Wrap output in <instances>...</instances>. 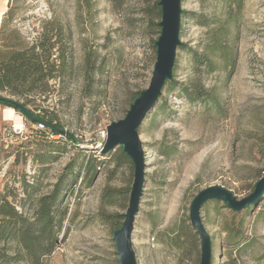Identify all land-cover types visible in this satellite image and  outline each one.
<instances>
[{"label": "rangeland", "instance_id": "obj_1", "mask_svg": "<svg viewBox=\"0 0 264 264\" xmlns=\"http://www.w3.org/2000/svg\"><path fill=\"white\" fill-rule=\"evenodd\" d=\"M0 1L9 12L0 57L6 46L33 45L44 33L56 42L62 30L70 31L69 74L51 80L45 95H30L29 108L53 112L75 138L51 146L30 136L0 150V197L18 203L25 180L41 194L67 179L69 230L44 264H119L113 230L125 219L134 166L121 157V147L100 151L107 126L123 118L131 98L150 84L159 34L143 10L152 2L128 0L115 10L111 0ZM182 6L187 13L175 89H164L139 128L147 165L132 232L137 264H200L201 237L190 219L194 196L221 185L241 199L264 173V0H182ZM64 44L61 39L53 52L58 55ZM88 50L98 52L103 96L84 94ZM7 107L13 108L0 104V127ZM51 153L58 158L45 164L38 159ZM201 217L212 240V264H264V198L241 211L210 200ZM228 229L244 231L238 244Z\"/></svg>", "mask_w": 264, "mask_h": 264}, {"label": "trees", "instance_id": "obj_2", "mask_svg": "<svg viewBox=\"0 0 264 264\" xmlns=\"http://www.w3.org/2000/svg\"><path fill=\"white\" fill-rule=\"evenodd\" d=\"M127 1L111 0L115 10L122 9ZM138 1L146 4L152 2V6H146L143 11L148 17V24L157 27V33L160 34L159 21L162 13L158 4L159 0ZM9 11H11V8ZM186 13L187 11L184 10L183 15ZM8 15L9 12L4 14L0 35L6 29L5 18ZM63 32L62 30L58 34L60 38L56 42H52L53 36L44 33L33 45L6 46L7 52L3 57H0V91H8L15 96L22 97L24 99L22 102L28 108L34 101L33 98H29L30 95L40 94L43 96L45 93L50 92V81L65 77L71 69L69 60L71 56L66 51L69 50L72 35L68 30L65 33ZM61 39L66 45L64 44L62 48H59L61 50L56 55L53 49ZM155 41L156 39L153 47L156 53ZM97 53L96 50H88L85 53L87 69L85 72L84 94L88 98L103 96L107 92L105 91L106 83L101 79V75H104V73L102 68L97 65ZM94 87H97V89ZM164 89L167 92L173 91L175 89L173 80L167 82ZM141 91H138L131 98L129 107ZM0 104L11 106L2 102ZM11 107L18 110L14 106ZM42 112L45 118L64 129L56 114L48 110H42ZM26 120L35 123L28 118ZM64 139L65 141H75L74 135L71 133L66 134ZM48 142L49 145L55 146L53 143L60 141L48 140ZM53 155L52 153L49 156L42 155L38 159L45 164L58 158V156ZM123 156L127 157L122 151L121 157ZM66 184L67 179L62 178L56 183L53 190L40 194L34 182L31 183L25 180L23 183L24 195L18 203L15 198L10 200L8 195H1L0 264H44L45 260L57 249L60 241H63L62 237L67 235L68 225L71 221L70 206L65 197ZM243 233L242 229H228V238L233 244H238L240 239L244 237Z\"/></svg>", "mask_w": 264, "mask_h": 264}, {"label": "water", "instance_id": "obj_3", "mask_svg": "<svg viewBox=\"0 0 264 264\" xmlns=\"http://www.w3.org/2000/svg\"><path fill=\"white\" fill-rule=\"evenodd\" d=\"M158 4L161 7L162 17L159 21L160 34L155 41L156 61L150 84L130 103V107L123 118L112 121L107 126L106 138L100 151L104 155L115 150L116 147H121L123 153L131 159L134 166V181L129 205L124 213L125 219L119 228L113 230V240L119 264H137L132 244V232L144 190L147 165L146 153L139 136V128L148 113L157 105L167 82L174 79L178 48L184 43L181 40L184 12L182 0H159ZM0 102L18 108L26 118L43 123L57 133H69L14 97L0 94ZM262 198H264V173L256 182L253 191L241 199L237 198L230 189L221 185L205 187L194 196L190 205V219L201 237L200 264H212V240L201 217L203 205L210 200H220L233 210L241 211L250 206L258 207Z\"/></svg>", "mask_w": 264, "mask_h": 264}, {"label": "built area", "instance_id": "obj_4", "mask_svg": "<svg viewBox=\"0 0 264 264\" xmlns=\"http://www.w3.org/2000/svg\"><path fill=\"white\" fill-rule=\"evenodd\" d=\"M36 113L44 116L42 110ZM19 116L21 117L22 126H18L15 121L5 119L6 123L0 127V150H11L27 141L30 136H42L47 140L60 141L66 135L56 133L40 122H35L28 127L27 118L21 114Z\"/></svg>", "mask_w": 264, "mask_h": 264}, {"label": "bare ground", "instance_id": "obj_5", "mask_svg": "<svg viewBox=\"0 0 264 264\" xmlns=\"http://www.w3.org/2000/svg\"><path fill=\"white\" fill-rule=\"evenodd\" d=\"M4 116L7 120L15 121L18 126H22L21 117L16 113L14 108H5Z\"/></svg>", "mask_w": 264, "mask_h": 264}, {"label": "crops", "instance_id": "obj_6", "mask_svg": "<svg viewBox=\"0 0 264 264\" xmlns=\"http://www.w3.org/2000/svg\"><path fill=\"white\" fill-rule=\"evenodd\" d=\"M6 9H7V2L0 1V16H1L0 25H1V20H2L3 14L6 12ZM3 120H4V118H3Z\"/></svg>", "mask_w": 264, "mask_h": 264}]
</instances>
